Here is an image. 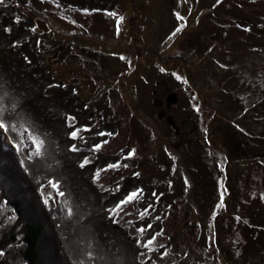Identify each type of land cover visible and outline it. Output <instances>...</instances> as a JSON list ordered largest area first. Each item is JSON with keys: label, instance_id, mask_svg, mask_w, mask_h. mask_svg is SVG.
Returning <instances> with one entry per match:
<instances>
[{"label": "rangeland", "instance_id": "1", "mask_svg": "<svg viewBox=\"0 0 264 264\" xmlns=\"http://www.w3.org/2000/svg\"><path fill=\"white\" fill-rule=\"evenodd\" d=\"M78 1L33 0L45 16L35 17L39 61L51 70L42 97L78 102L91 130L67 122L77 150L90 131L100 153L131 151L95 173L108 193L126 176L141 185L113 217L138 248L155 237L144 247L154 264H264V0H101L104 11L82 0V12ZM40 186L54 206L57 192ZM13 221L3 211L0 230ZM0 264L21 262L11 251Z\"/></svg>", "mask_w": 264, "mask_h": 264}, {"label": "trees", "instance_id": "2", "mask_svg": "<svg viewBox=\"0 0 264 264\" xmlns=\"http://www.w3.org/2000/svg\"><path fill=\"white\" fill-rule=\"evenodd\" d=\"M50 2L70 6L76 0ZM93 4L99 11L106 10L100 5L101 0ZM81 5L79 0L75 6L79 12L83 11ZM23 8L30 10L26 12L29 15L36 12L29 0H5L0 4V100H3L0 122L7 127L4 134L0 130V214L5 211L14 217L5 231L0 230V253L5 256L11 251L16 253L21 264H154L152 258L144 259L148 252L134 245L126 227L120 226L112 215L117 201L121 200L116 201L117 192L127 197L142 189L141 185L135 184L132 176H126L129 179H123L117 191L108 193L96 180L97 170L117 165L122 157L132 159L131 151L116 155L100 153L94 145L101 142L90 131L82 135L84 144L72 150L73 139L69 133L73 130L66 126L68 121L81 119L78 110L81 108L67 93L64 94L67 98L56 96L63 92L59 88L56 91L60 93H55L54 99L42 97L46 82L48 87L52 84L48 83L51 70L47 63L39 61L41 38L39 31L36 33L35 17L45 21V16L19 15ZM17 18L19 23L15 22ZM261 23L264 24V19ZM6 28L11 32H6ZM51 28L55 30L59 26L51 25ZM97 116L90 119L99 122L100 116ZM82 121L83 128L87 125L91 130V124L83 117ZM107 133L114 134V131ZM30 134L43 141L39 153L33 147ZM85 159L88 163L82 168L80 164ZM50 181L59 185L63 196L56 193ZM40 183L56 191L57 202L54 206L50 202L54 208L43 202ZM58 202L72 207L70 217H62L63 208L58 207ZM145 202L153 203L142 199V207ZM91 222L103 227L101 231ZM61 240L72 243L67 246ZM230 258L226 252L222 262Z\"/></svg>", "mask_w": 264, "mask_h": 264}, {"label": "snow or ice", "instance_id": "3", "mask_svg": "<svg viewBox=\"0 0 264 264\" xmlns=\"http://www.w3.org/2000/svg\"><path fill=\"white\" fill-rule=\"evenodd\" d=\"M3 2H4V0H0V4H2ZM15 22L19 23V18H17V20ZM5 31L6 32H11V29L10 28H6ZM177 31H179V29H177ZM69 127H71V125H69ZM0 129L7 131V127H6V125L3 122H0ZM99 134L100 135H106L105 133H99ZM69 135L73 139L77 138V133L75 131L70 132ZM30 138H31V141H32V144H33V147H34L35 151L37 153H39L41 151V147H42L43 141L37 139L35 136H31V134H30ZM100 147H101L100 144H95L94 145L95 149H99ZM72 150L73 151L77 150L74 145L72 146ZM87 163H88V161H87V159H85V161L80 164V167L83 168ZM115 166L116 165H111L110 167H115ZM50 183L52 184L53 188L57 189V194L58 195H60V196L64 195L63 192L59 191V185L58 184H56L55 182H52V181H50ZM142 191H143L142 189H137V190L129 193L127 195V197L123 201H121L120 204L117 205V208H119V206L124 204V203H130V202L136 200L140 196ZM67 211H68V215L70 216L72 214L71 208H69ZM148 227H151V226L149 225ZM138 230L141 231V232L144 231V229H138ZM154 240H155V237L153 236L150 239H148L145 242H143L142 246L149 247L154 242Z\"/></svg>", "mask_w": 264, "mask_h": 264}, {"label": "water", "instance_id": "4", "mask_svg": "<svg viewBox=\"0 0 264 264\" xmlns=\"http://www.w3.org/2000/svg\"><path fill=\"white\" fill-rule=\"evenodd\" d=\"M156 104V103H155ZM161 117V116H160ZM166 121L168 122L169 125L174 126L173 129L177 132V127L174 125V123L172 121H170L168 118L166 119Z\"/></svg>", "mask_w": 264, "mask_h": 264}, {"label": "bare ground", "instance_id": "5", "mask_svg": "<svg viewBox=\"0 0 264 264\" xmlns=\"http://www.w3.org/2000/svg\"><path fill=\"white\" fill-rule=\"evenodd\" d=\"M188 24V23H187ZM179 31H181V30H179ZM84 124V123H83ZM107 124H109V123H107ZM108 126V125H107ZM71 128V127H70ZM75 128V127H74ZM44 133V132H43ZM25 138V137H24ZM102 140V139H101ZM92 142V141H91ZM87 143H90V142H87ZM88 145V144H87ZM92 147V146H91ZM87 150V149H86ZM98 154V153H97ZM72 159V158H71ZM98 161V160H97ZM93 164V163H92ZM92 174V173H91ZM120 188V187H119ZM117 191V190H116ZM106 195H107V193H106ZM117 208V207H116ZM135 225H137V224H135ZM121 226V225H120ZM143 248V247H142ZM148 250V249H147ZM146 251V250H145ZM142 252V251H141ZM140 254V253H139Z\"/></svg>", "mask_w": 264, "mask_h": 264}]
</instances>
